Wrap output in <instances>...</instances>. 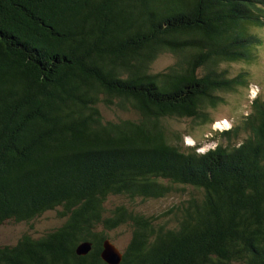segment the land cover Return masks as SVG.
<instances>
[{
	"label": "trees",
	"instance_id": "1",
	"mask_svg": "<svg viewBox=\"0 0 264 264\" xmlns=\"http://www.w3.org/2000/svg\"><path fill=\"white\" fill-rule=\"evenodd\" d=\"M263 31L264 0H0V227L60 223L0 246V264H105L118 230L120 264H264V97L204 153L172 127L213 124L248 88L223 66L256 63Z\"/></svg>",
	"mask_w": 264,
	"mask_h": 264
},
{
	"label": "rangeland",
	"instance_id": "2",
	"mask_svg": "<svg viewBox=\"0 0 264 264\" xmlns=\"http://www.w3.org/2000/svg\"><path fill=\"white\" fill-rule=\"evenodd\" d=\"M261 35L264 37V31ZM257 53L258 61L256 63L249 65L239 63L223 66L228 69L231 77L246 72L251 76V81L249 82L248 88H238L236 93L223 95L224 103L210 111V118L213 124L196 125L198 122L193 119L172 122L174 124H172V127L180 131L182 137H184L183 143L185 146L192 148L196 147L198 148L197 152L204 153L209 149H213L219 143L225 144V142L218 139L217 134L238 126L241 120L250 113L252 100L256 97H264V47L259 49ZM173 63L174 58L171 55H162L152 65V72H162L173 65ZM100 111L105 121L124 120L131 116L116 110H107L102 106H100ZM184 198L186 199L187 195H172L160 201L150 200L144 203L138 202L137 205H134V208H136V210L140 209V213L142 214L151 215L162 213ZM119 202L123 201L112 199L107 205V208L117 205ZM59 225L60 223L53 212H47L33 222H28L26 224L8 221L0 227V246H13L24 234L34 238L41 237L50 230L57 228ZM111 237L113 238L112 243L115 247L123 251L129 240L127 232L118 230L111 233Z\"/></svg>",
	"mask_w": 264,
	"mask_h": 264
},
{
	"label": "water",
	"instance_id": "3",
	"mask_svg": "<svg viewBox=\"0 0 264 264\" xmlns=\"http://www.w3.org/2000/svg\"><path fill=\"white\" fill-rule=\"evenodd\" d=\"M91 251L90 243H82L76 249V255L86 256ZM102 261L105 264H120L122 262V251L117 249L109 240L104 241L102 245V252L100 254Z\"/></svg>",
	"mask_w": 264,
	"mask_h": 264
}]
</instances>
